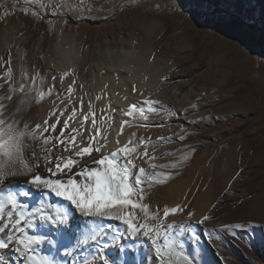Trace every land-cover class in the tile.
Listing matches in <instances>:
<instances>
[{
    "label": "rangeland",
    "instance_id": "374dc122",
    "mask_svg": "<svg viewBox=\"0 0 264 264\" xmlns=\"http://www.w3.org/2000/svg\"><path fill=\"white\" fill-rule=\"evenodd\" d=\"M45 2L47 10L42 0H0V68L7 72L10 61L16 86L23 83L25 92L45 93L40 96L45 101L61 87L49 66L58 29L67 37L79 38L84 47L102 44L105 49L112 38H133L134 48L143 55L153 50L149 62L162 73L158 87L170 90L178 82L181 97L173 103L155 93L157 99L145 101H159L153 106L159 114L148 122L162 123L160 138L171 146L169 152L161 153L152 143L143 142L132 155L118 153V166L127 159L136 165L132 184L142 160L148 164L139 202L148 205L149 217L158 219L146 218L138 208L131 213L134 223H162L167 232H160L159 246L169 250L167 234L176 264H183L176 253L188 256L193 264H264V0H62L65 6L58 15L52 11L56 0ZM3 32L18 44L6 52L1 50ZM157 55H165V63H158ZM69 78L61 76L64 82ZM73 89L83 90L80 85ZM68 112L71 115L69 110L61 114ZM81 115L76 109L68 122L79 121ZM96 117L102 140L107 141L115 119L111 114ZM173 186L181 190L174 204L166 202ZM160 191H164L162 203L183 208L176 212L177 219L173 214L165 219L166 205L163 209L156 205ZM237 204L248 205L241 217L222 221L212 216L218 209L227 214ZM188 213L193 215L189 218ZM204 214L209 219L198 224ZM114 220L123 226L119 243L132 250L130 264H159L158 245H152L142 231L133 237L122 220ZM245 221L254 227L224 230L225 225ZM187 224L199 234L198 240L180 233ZM140 243L146 252L139 260ZM107 251L110 260L122 258L119 247Z\"/></svg>",
    "mask_w": 264,
    "mask_h": 264
},
{
    "label": "bare ground",
    "instance_id": "6f19581e",
    "mask_svg": "<svg viewBox=\"0 0 264 264\" xmlns=\"http://www.w3.org/2000/svg\"><path fill=\"white\" fill-rule=\"evenodd\" d=\"M4 32L2 33V39L4 40L5 45L2 43V52L12 50L17 44V39L15 41L13 40L14 36L11 37V39H8L6 38L8 34L5 36ZM133 44V38L120 41H116L115 38H112L111 45L105 49L102 44L95 45L92 48L87 45L84 47L79 38L74 36L67 37L60 29H58L53 50L50 51L51 60L49 61V66L54 70L57 77V83L61 86L56 89V92H54L55 96L42 101V98L40 97L41 95L32 92L20 93L19 91H15L11 93L12 99L8 100L7 95L3 92V89L0 88V103H4L8 115H13L17 109H19L20 112L23 113L22 118L26 120L30 126H33L35 123L42 124L45 119H49V122L51 123L52 119H55V117L50 119V112L53 109L58 110L59 113H62L64 110L73 111V109L81 111L82 115L80 116L81 119L79 121L74 123H69L67 121L69 124V130L65 131L57 125L56 132H48L44 134L50 137L49 144L42 147L40 143H35L28 149L29 153L34 148V150L43 157L45 155L44 148H48L50 149L48 152L50 160L61 156H74V151L66 152L64 150L65 145L56 143L58 132H64L62 139L65 141H67L69 136L72 135H76L77 141L81 139V136L86 140L90 135H93L96 137V141H99V143H105V141L102 140V128L99 119L96 117L98 114H111L115 120L111 123L112 130L108 132L106 147L102 149L101 153L93 152V156H100L101 154L110 155L112 151H117L118 149L125 147L130 149L126 155H132L133 151L135 152L138 148L142 147L143 142L152 143L151 147L156 148V150L161 151V153L170 150L171 146L169 143L161 141L160 138L163 136V132L160 129L162 123L148 122L149 117L153 118L159 114L156 113L157 109L153 108L151 111L147 110V107H145V101L154 97L155 93L156 97L158 96V98H161L163 101H178L179 97H181L179 95V83L175 82L173 86L171 85L172 88L170 90L167 89L168 91L159 88L158 86L161 82L160 76L162 75V73L160 74L161 69L157 68L156 65H153L152 63L154 62L151 64L149 62L151 60H149V58L154 54L153 50H149L146 55H143L140 50L134 48ZM166 58L165 55H157L155 59H157L158 63H165L163 59L166 60ZM166 62L168 64V61ZM63 75H68L70 77L69 80L66 82L62 81L61 76ZM7 76L8 72H4L3 69L0 68V85H2V82H5L2 85L3 88L9 87L8 81L6 82L4 79ZM10 79L14 82L13 77ZM77 85H80L83 90L77 92L74 91L73 88ZM69 87L73 89L71 93L68 92ZM158 88L160 91H158ZM151 91L154 94L151 93ZM61 99L63 100L62 103ZM133 104L137 105V108H145L146 111L143 114H140L139 109L132 107ZM37 112L39 115H37ZM68 114L69 112L66 115L61 114L59 116L61 123L65 122ZM85 115H88L91 120V124L88 126L84 120ZM145 115H147V120L144 119ZM93 119H95V125L92 123ZM73 129H79V134L73 131ZM139 134L140 136H137ZM82 146L83 145L80 144L69 145L72 149ZM95 146L96 142L94 141L93 147ZM171 150L174 151L173 149ZM76 159L78 162L72 171H66L64 174L60 175L59 178L66 181L69 176H71V178L78 179L81 183H90L91 181H85L84 178L78 174V170L81 168L97 170L101 168V166L95 164V162L87 156L82 159ZM141 167L146 171L148 167L147 162L142 160ZM37 174L41 175L42 178H57L44 171L43 165L41 166V169L37 171ZM22 190L28 191L29 196L24 197L21 195ZM9 191L17 197L19 203L26 205L30 211H35L41 203L44 204L46 211L50 215L54 214V210L48 209V204L66 208L71 211L67 226H63L60 229H57L50 224H44L38 217L35 219V229H28V234L32 236H43L45 238L42 244L34 246L32 255L36 258L50 257L55 264H84L86 259H95V264H97L99 258L97 254L100 246L105 242L109 244L112 243V237L115 234L120 233L123 229V226L118 225L119 222L114 219L91 218L82 215L79 210L75 209L74 206H71L68 201L55 196L54 193H51L46 189H37L32 186L28 183L27 177H9L5 181L3 194L6 196ZM161 191L160 193L158 192L159 196H157L156 205L161 209H163L165 205L169 209H172L173 206L169 207L167 203H162L160 201L161 197L164 195V191ZM177 191L178 190L175 186L170 188L166 193V202L172 204L176 203L177 194L181 190ZM197 203L198 202L196 201V204ZM204 207H202V209ZM247 208L248 205L246 204H237V207L227 214H222V209L221 211L218 209L212 216H215L216 219H223L222 221L236 219L242 214L241 212H244ZM125 211L132 213L133 210L128 208L125 209ZM200 211L202 212V210ZM201 212L198 213L202 215ZM177 215L178 213H175V215L173 214V218L177 219ZM14 218L18 217H15L14 214ZM101 229L103 230L102 232L100 231ZM93 230H96V232L99 233L100 243L97 244L91 240H89L86 245L80 243V240L83 239L85 235L92 234ZM48 241H55V244H50ZM140 245L139 251L137 252V258H139V260L146 252V249L142 247L143 244L140 243ZM66 251H69L71 254L65 255ZM105 255L108 256L107 249H105ZM0 256L6 257L8 264H27V261H25L23 257L18 256V254L11 250V248L8 250H0ZM122 258L124 264H130L132 250L129 247L124 248Z\"/></svg>",
    "mask_w": 264,
    "mask_h": 264
},
{
    "label": "snow or ice",
    "instance_id": "6c2138e0",
    "mask_svg": "<svg viewBox=\"0 0 264 264\" xmlns=\"http://www.w3.org/2000/svg\"><path fill=\"white\" fill-rule=\"evenodd\" d=\"M43 6L47 10L48 5L45 0H42ZM82 3V0H81ZM64 3L62 0H56V4L52 6V11L54 15L59 14V10L64 8ZM159 6V5H158ZM68 7L71 10V4L68 3ZM9 67L6 68L8 76L4 79L8 81L9 87L0 88L7 95V99H12V92L19 91L20 93L25 92V85L21 83L18 87L11 77L13 75L12 69L10 67V61L7 62ZM73 89L68 88V92L71 93ZM47 94H51V89L48 90ZM41 96L45 93H41ZM63 100L61 99V103ZM147 105V110H153V106L158 104L159 101L145 102ZM133 108L138 106L133 104ZM195 108V105H193ZM141 114H143L146 109L139 108ZM170 114L175 115L174 110H169ZM61 113L58 110L53 109L50 112V119H45L44 122L35 123L30 126L26 120H24L23 113L19 109L9 116L4 103H0V250H8L11 248L18 256L23 257L27 264H55L50 257H40L36 258L32 255L34 251V246L40 245L44 242L43 236H32L28 234V229H35V219L38 217L41 222L46 225L54 226L60 229L63 226H67L71 211L66 208H61L59 206H53L48 204V209H53L54 214H48L43 203L38 206L35 211H30L26 205L19 203L17 197L9 191L5 196L3 194V187L5 181L9 177H27L28 183L37 189H46L55 196L68 201L71 206L87 217L91 218H107V219H118L122 220L131 231V235L135 237L139 232L142 231L144 237H147L152 245L157 246L158 240L160 238V232L164 230L162 223H158L155 226H150L148 223H134L136 219L134 215L125 211V209L135 210L139 208L145 213L146 218L157 220L156 215H151L149 217L146 209L147 204H141L139 200L143 199L141 193L143 189L139 186L147 179L145 176V169L140 167L138 169L139 175L134 177L135 183H130V177L133 175V169L136 165L131 159H127L122 166H118V153H127L130 149L121 148L117 151H112L110 156L103 155L93 156V152L101 153L102 149L106 147L105 143H99L96 141V137L90 135L86 140L81 136L79 141L76 140V135L69 136L67 141L63 140L64 132L57 133L56 143L65 145V151H74V156H61L53 160L49 159L48 152L50 149L44 148L45 155L43 157L37 153L34 148L29 153L28 149L31 145L35 143H40L41 146H46L49 144L50 137L44 135L48 132H56L57 125L65 131L69 130V124L67 121L73 120L75 117V109H73L71 115H67L65 122L61 123L59 116ZM89 119L88 115L84 116V120ZM147 120V115L144 116ZM95 125V119L92 121ZM77 134H79V129H73ZM185 137L181 136L180 139L183 140ZM164 139V138H161ZM96 142V146L93 147V142ZM71 144H80L82 147H76L72 149L69 147ZM85 156L90 157L95 164L102 166L97 170H92L91 168L78 170V174L84 178L85 181H91L90 183H81L78 179H73L71 176L65 181L59 178L60 175L64 174L66 171L71 172L76 163L78 162L76 158H84ZM43 165L44 171L48 172L50 175H54L56 179L42 178L41 175L37 174V171L41 169ZM21 195L24 197L29 196V192L26 190L21 191ZM133 196L139 199L134 201ZM183 212V208L179 205L175 208L169 209L165 207L163 209L164 218L167 219L170 214H175L176 212ZM15 217L18 218H14ZM189 218L192 213H188ZM209 217L207 215L203 216L202 219L198 220V224H203L207 221ZM26 225V227H25ZM173 226L168 225L167 228L171 229ZM254 226L247 221L244 223L228 224L224 226L225 231H235V229H248ZM103 231L102 229L100 230ZM180 233L182 235L190 234L193 240L199 239V234L192 228L191 224L184 225L180 228ZM106 235V234H105ZM211 235V233H209ZM122 234L117 233L112 237V243L109 244L105 242L100 246L98 257L100 264H124L123 258L118 260H110L107 255H105V249L109 247H119L121 252L124 251V247L119 243ZM89 240L100 243V235L96 230H93L92 234L85 235L80 243L87 244ZM50 244H55V241H48ZM165 245L169 249L165 251L161 246L156 247V255L159 257V264H176L173 260V245L169 242L167 234L165 235ZM69 251L65 252V255H70ZM178 256H182L183 264H193V261L186 255L182 253H176ZM0 264H8L6 257L0 256ZM84 264H95V259L85 260Z\"/></svg>",
    "mask_w": 264,
    "mask_h": 264
}]
</instances>
